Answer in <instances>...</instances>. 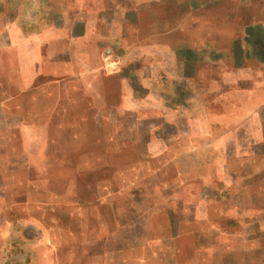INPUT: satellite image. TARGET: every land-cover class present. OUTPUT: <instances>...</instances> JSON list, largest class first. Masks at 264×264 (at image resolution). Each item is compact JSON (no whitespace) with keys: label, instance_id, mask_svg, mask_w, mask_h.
I'll return each mask as SVG.
<instances>
[{"label":"crops","instance_id":"obj_1","mask_svg":"<svg viewBox=\"0 0 264 264\" xmlns=\"http://www.w3.org/2000/svg\"><path fill=\"white\" fill-rule=\"evenodd\" d=\"M0 264H264V0H0Z\"/></svg>","mask_w":264,"mask_h":264}]
</instances>
